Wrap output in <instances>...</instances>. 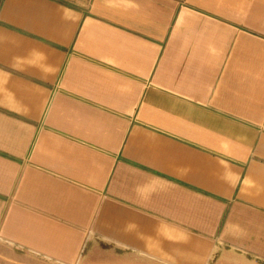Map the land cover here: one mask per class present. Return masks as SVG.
Here are the masks:
<instances>
[{
    "label": "crops",
    "instance_id": "0c3cea01",
    "mask_svg": "<svg viewBox=\"0 0 264 264\" xmlns=\"http://www.w3.org/2000/svg\"><path fill=\"white\" fill-rule=\"evenodd\" d=\"M0 264H264V0H0Z\"/></svg>",
    "mask_w": 264,
    "mask_h": 264
}]
</instances>
